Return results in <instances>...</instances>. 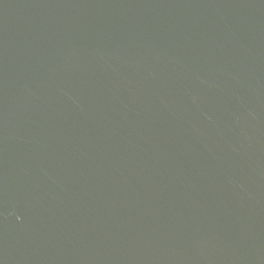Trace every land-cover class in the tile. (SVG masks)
<instances>
[{"label": "water", "instance_id": "1", "mask_svg": "<svg viewBox=\"0 0 264 264\" xmlns=\"http://www.w3.org/2000/svg\"><path fill=\"white\" fill-rule=\"evenodd\" d=\"M0 264H264V0H0Z\"/></svg>", "mask_w": 264, "mask_h": 264}]
</instances>
